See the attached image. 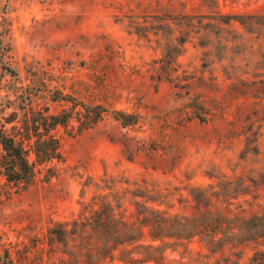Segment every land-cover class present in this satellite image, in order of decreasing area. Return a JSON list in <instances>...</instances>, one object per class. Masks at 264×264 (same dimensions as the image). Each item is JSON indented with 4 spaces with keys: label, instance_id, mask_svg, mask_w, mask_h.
<instances>
[{
    "label": "rangeland",
    "instance_id": "obj_1",
    "mask_svg": "<svg viewBox=\"0 0 264 264\" xmlns=\"http://www.w3.org/2000/svg\"><path fill=\"white\" fill-rule=\"evenodd\" d=\"M252 14L264 15V0H2V44L18 74L2 85L53 113L68 107L51 102L59 93L107 110L93 128L63 136L49 182L0 188L3 241L27 244L103 202L127 215L145 201L186 217L264 214V31L224 24ZM114 111L136 124L121 125ZM15 118L6 108L0 124ZM261 244L212 252L195 237L164 264H249Z\"/></svg>",
    "mask_w": 264,
    "mask_h": 264
},
{
    "label": "trees",
    "instance_id": "obj_2",
    "mask_svg": "<svg viewBox=\"0 0 264 264\" xmlns=\"http://www.w3.org/2000/svg\"><path fill=\"white\" fill-rule=\"evenodd\" d=\"M225 17L228 21L224 24L237 22L248 33L264 31V15H246L243 20L233 15ZM6 25L3 19L0 93L6 94L0 99L6 103L0 114L11 107L17 118L0 124V188L6 193H19L38 181L49 182L55 177L54 165L63 159V136L80 135L93 128L103 120L107 110L59 93L51 102L63 101L68 107L53 113L47 105L34 107L32 92L3 86L2 79L6 76L11 78L9 82L18 80L17 72L7 61L9 47L2 44L8 33L7 27L2 29ZM113 117L123 126L136 124L135 116L121 111H114ZM241 233L251 237L240 241ZM195 237L206 238L212 252L260 239L264 245V214L230 217L206 209L194 217H186L162 210L153 201H145L135 205L134 212L127 215L121 205L103 202L69 220L53 222L44 233L32 236L21 246L6 243L0 236V264H164L168 250L175 251ZM249 264H264V251H256Z\"/></svg>",
    "mask_w": 264,
    "mask_h": 264
}]
</instances>
